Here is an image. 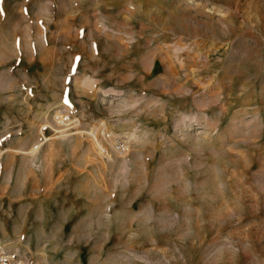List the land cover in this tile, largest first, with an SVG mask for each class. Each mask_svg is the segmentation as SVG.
<instances>
[{"label": "rangeland", "instance_id": "374dc122", "mask_svg": "<svg viewBox=\"0 0 264 264\" xmlns=\"http://www.w3.org/2000/svg\"><path fill=\"white\" fill-rule=\"evenodd\" d=\"M0 255L264 264V0H0Z\"/></svg>", "mask_w": 264, "mask_h": 264}, {"label": "built area", "instance_id": "2783aa9c", "mask_svg": "<svg viewBox=\"0 0 264 264\" xmlns=\"http://www.w3.org/2000/svg\"><path fill=\"white\" fill-rule=\"evenodd\" d=\"M0 264H19V262L11 255H0Z\"/></svg>", "mask_w": 264, "mask_h": 264}]
</instances>
